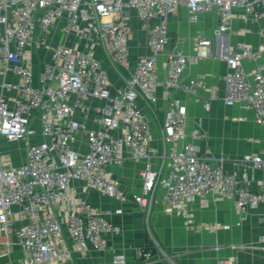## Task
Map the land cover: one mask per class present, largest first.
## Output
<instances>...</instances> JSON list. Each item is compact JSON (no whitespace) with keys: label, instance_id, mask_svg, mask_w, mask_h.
I'll list each match as a JSON object with an SVG mask.
<instances>
[{"label":"built area","instance_id":"1","mask_svg":"<svg viewBox=\"0 0 264 264\" xmlns=\"http://www.w3.org/2000/svg\"><path fill=\"white\" fill-rule=\"evenodd\" d=\"M179 6L186 8L189 22L199 13L215 12V35L230 30L235 8L244 11L245 19L264 22V0H0V235H8L14 219L20 220L16 239L25 252L23 264H42L47 255L66 262L72 250L81 255L90 249L106 250L105 234L119 233L121 227L108 218L112 211L93 209L87 195L95 190L123 200L126 193L109 168L121 166L127 156L143 161L138 170L140 189L132 194L142 211L156 184L163 190L161 203L184 216L187 224L194 220L190 205L207 196L231 201L240 214L264 209V178L250 172L241 185L225 171L223 156L200 155L197 145L188 141L198 131L187 134V112L178 93H195L200 86L198 78H185L183 72L189 60L209 56L211 40L198 35L191 55L171 51L165 74L159 76L156 67L168 40V18ZM126 9L136 12L140 29L148 35L147 55L132 68ZM58 28L59 36L49 40V32ZM262 53L264 43L253 48L240 40L222 56L226 63L222 101L250 110L260 126H264V64L258 62ZM243 59L256 62L250 72ZM103 61L126 70L123 84L112 85ZM158 89L167 102L162 140L172 145L163 154L151 146V129L138 105V100L153 104ZM216 98L211 91L203 108L208 111ZM1 140L23 141L24 161L13 165ZM154 156L166 162L165 170L153 165ZM239 162L245 170L264 171L260 155L244 154ZM73 181L80 185L74 188ZM251 182L261 185L257 191L250 190ZM258 220L264 222V211ZM7 244L1 255H9ZM232 247L264 249V233L255 242ZM135 256L140 264H150L153 252L141 246ZM114 261L125 264L124 254H116ZM217 264L231 262L219 258Z\"/></svg>","mask_w":264,"mask_h":264},{"label":"crops","instance_id":"2","mask_svg":"<svg viewBox=\"0 0 264 264\" xmlns=\"http://www.w3.org/2000/svg\"><path fill=\"white\" fill-rule=\"evenodd\" d=\"M129 12V13H128ZM133 12V13H131ZM127 13V14H126ZM130 27L128 31V61L130 67L147 55V32L140 29L136 12L132 9L123 11ZM242 9H233L231 28L228 32L215 35L213 30L217 23L215 12L199 13L197 20L189 22L184 6H179L168 18V40L163 46L157 61L160 77L165 74L167 55L174 50H182L185 54H193V45L198 35L203 34L211 40L209 56L198 60H189L184 69L185 78L196 77L200 86L195 93H178L187 112L186 131L190 135L192 130H197L196 137H188V141L197 145L200 155L210 157L223 156L225 171L235 175L239 184L244 185L245 178L252 172L257 179L264 178V171L248 169L240 164L239 159L244 154H255L264 157V126L253 122L250 110H241L237 105H226L221 97L224 93V74L226 63L223 54L226 49H232L236 43L243 41L256 48L264 43V22L245 19ZM60 27V26H59ZM59 28L49 32V40L59 36ZM181 37L182 42L177 38ZM100 55V53H99ZM102 58V55H100ZM264 64V53L258 59ZM243 67L250 72L256 65L251 59H243ZM107 71L110 82L114 86L123 84V77L127 76L126 70H119L102 62ZM213 91L217 98L210 103V109L203 108V100ZM156 101L147 104L138 100V105L146 115L151 129V146L158 154L170 152L171 146L162 140V120L167 102L161 95V90L156 92ZM244 116L245 120H240ZM5 143L4 141L1 142ZM176 146H180L179 143ZM4 153L10 158L13 165L21 163L25 158V145L22 154L13 159L9 150ZM153 165L166 169V162L159 157L152 158ZM142 160H134L127 156L121 166L110 167L109 170L118 180L120 188L126 193L123 200H118L92 190L87 199L93 209L99 212L112 211L108 218L121 227L119 233H107L106 250H88L84 255L72 250L71 257L65 262L47 255L42 264H118L114 256L124 254L125 264H140L135 256L138 247H150V239L146 226V209L142 211L132 198L133 193L140 189L138 170L142 167ZM80 185L73 181L74 188ZM261 185L257 182L249 184L250 190L257 191ZM162 188L156 184L153 188L151 212L149 216V229L157 241L167 250V253L181 264H217L219 258H228L231 264H264V249L236 248L232 245L247 244L257 241L264 233V222L258 220V214L264 209L240 214L229 200H213L211 196L196 199L190 205V214L193 223L187 224L182 215L171 213L168 205L161 203ZM148 205V204H147ZM121 209L120 213L114 210ZM241 224L237 225L236 222ZM219 224L215 227V224ZM20 220L14 219L9 226L8 235H0V253L4 243L8 242L9 255L0 254V264H23L25 252L18 246L16 230ZM224 225H229L224 228ZM66 243L72 246L70 239L65 236ZM153 243V242H152ZM154 244V243H153ZM155 246V245H154ZM215 246H218L216 249ZM156 248V247H155ZM153 252L150 264H168L158 253Z\"/></svg>","mask_w":264,"mask_h":264},{"label":"water","instance_id":"3","mask_svg":"<svg viewBox=\"0 0 264 264\" xmlns=\"http://www.w3.org/2000/svg\"><path fill=\"white\" fill-rule=\"evenodd\" d=\"M152 198H153V190H152V192L150 194L149 202H148V205L146 207V226H147V232H148V234H150L149 237L152 240V242L154 243L158 253L167 261L168 264H181L178 261H176L172 257L171 254L167 253V250L159 243V241H157L155 239V237L150 232L148 221H149V216H150V212H151V201H152Z\"/></svg>","mask_w":264,"mask_h":264},{"label":"rangeland","instance_id":"4","mask_svg":"<svg viewBox=\"0 0 264 264\" xmlns=\"http://www.w3.org/2000/svg\"><path fill=\"white\" fill-rule=\"evenodd\" d=\"M131 13H133V12H131ZM1 142H2V140H1ZM23 144H24L23 141L12 142V143H3V144L1 143L2 150L3 151L9 150V152H10L11 156L13 157V159H16L17 155L22 154Z\"/></svg>","mask_w":264,"mask_h":264},{"label":"trees","instance_id":"5","mask_svg":"<svg viewBox=\"0 0 264 264\" xmlns=\"http://www.w3.org/2000/svg\"><path fill=\"white\" fill-rule=\"evenodd\" d=\"M149 243H150V247L152 248V250H153L154 252H156V248H155L154 244H153L151 241H150Z\"/></svg>","mask_w":264,"mask_h":264}]
</instances>
